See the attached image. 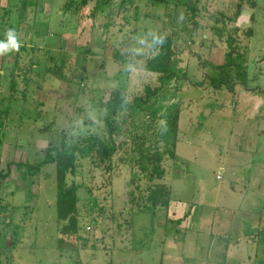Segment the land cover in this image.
Instances as JSON below:
<instances>
[{
    "label": "rangeland",
    "instance_id": "1",
    "mask_svg": "<svg viewBox=\"0 0 264 264\" xmlns=\"http://www.w3.org/2000/svg\"><path fill=\"white\" fill-rule=\"evenodd\" d=\"M252 1L254 7L241 6L235 35L247 56L252 91L237 86L231 94L213 89L208 78L224 63V39L210 52L208 42H217L212 35L216 16L232 17L238 0H187L195 15L172 2L151 5L147 0H89L79 14L76 0L71 15H61L66 0H39L24 26H18L10 2L0 0V16L5 15L0 29L5 34L14 29L22 42L20 51L0 55V102L8 98L3 109L16 104L0 124V173L9 172L0 179V206L7 208L0 214V264H264V0ZM6 8L10 14H4ZM246 29L252 31L251 38L245 37ZM161 36L175 40L177 67L188 77L170 84L178 91L163 102L179 110L175 158L165 154L164 177L153 182L169 189L168 206L147 212L130 204L129 194L142 198L149 182L134 164L129 130L122 124L110 172L104 167L93 170L88 159L76 157L75 176L67 180L74 179L79 188L77 218L85 246L60 257L57 241L73 244V238L60 234L67 220L56 216L52 168L30 178L16 165L40 163L43 150L65 141L68 132L102 137L97 106L116 88H125L131 99L144 86H154L156 76L143 66L151 40ZM17 53L24 58L23 67L36 66L31 73L20 68L11 73L17 89L27 91L26 99L13 95L10 102L9 72ZM206 61L208 69L201 66ZM62 62L65 77L43 75ZM142 118L136 120L138 126ZM87 120L93 126H84ZM164 123L157 119L151 132ZM159 148L166 151L162 144ZM102 193L112 194L113 209L91 210V195L105 205ZM126 207L131 241L108 239L118 222L113 216ZM12 209L16 213L11 217ZM9 245L7 260L4 249Z\"/></svg>",
    "mask_w": 264,
    "mask_h": 264
},
{
    "label": "trees",
    "instance_id": "2",
    "mask_svg": "<svg viewBox=\"0 0 264 264\" xmlns=\"http://www.w3.org/2000/svg\"><path fill=\"white\" fill-rule=\"evenodd\" d=\"M18 1V7L16 8ZM39 0H8L10 2L12 11H14L15 16L18 19V26H24L28 20L29 13L33 12L36 7V3ZM76 0H66L65 5L61 8V15H71L69 14L72 9H75ZM151 5L162 4L166 5L172 2L175 7L181 6L185 7L186 11H189L195 15V9L186 7L187 0H147ZM89 0H80L78 14L85 8L88 7ZM249 4L250 7H254L255 2L252 0H238L235 6V11L232 17H226L223 14H219L215 18V25L212 28L213 37L217 42L211 40L209 44V52L220 40L224 39L226 44L224 63L215 67L209 78L211 86L215 90H225L231 94L235 92L236 87L242 88L245 92H251L248 78V68H247V56L246 53L241 50L236 42L238 28L236 24L239 23V17L241 15V6L243 4ZM7 9V8H6ZM10 10H3L4 14ZM10 14V12H9ZM5 15L0 16L4 19ZM1 24V22H0ZM227 25L231 26V29H227ZM190 31L195 34L196 29L192 28ZM5 30L0 29V41L5 37ZM246 38L252 37V31L246 29L244 31ZM163 38V44L156 43V39ZM203 40L204 38L201 37ZM6 40V39H4ZM175 40L171 37H155L151 40V45L149 49V56L144 62L143 69L145 72L155 75L156 80L154 86L146 85L142 91L135 95L133 98L129 99V93L125 88H116L110 95L106 102H101L97 106L98 113L100 115V121L103 124L104 132L102 137L96 133L86 132L85 136L73 135L70 132L66 135L65 141L58 143V145L51 144L49 147L43 150V160L36 164H17V167H22L24 173L27 177L37 178L43 175L45 170L52 168L53 172V182L55 184V198H56V216L61 222L67 220L64 223V228L60 230L61 236L67 234L73 238V244L67 243V240L57 241V250L59 256L62 257L64 254H77L79 248L85 246V240L80 238V221L77 218V205H78V186L74 182V179L69 181L68 177H74L77 169L76 157L79 155L80 158L88 159L91 166L94 167L93 170L98 169V167H104L106 173L110 172L112 160L116 156L118 150L120 149V144H116V138L122 135L121 126L122 124L127 125L128 133L131 139V145L134 155L136 158L134 160L135 166L138 168V172L144 176L149 182V185L145 189V194L142 198L140 196H135V194H129V202L132 207L139 211L154 212L158 208H166L169 203L170 191L162 184H154L155 180H162L164 177V170L161 166L163 158L167 153L171 159L175 158L174 150L177 143V133H178V120H179V110L178 107L171 104L167 107L163 106V102L172 100L178 91L176 86L171 87L170 84L180 81H188V77L185 72L180 73L177 67V60L175 57ZM206 41L203 40V46ZM20 51V50H19ZM196 59L199 58L194 56ZM209 57V54H208ZM24 58L20 54H16L15 63L12 66V70L9 72V77L11 78L9 82L8 93L10 95L9 101L11 102L13 95L26 99V91H19L17 89L16 77L11 74L14 72L15 68L22 70L23 73H31L35 69L34 64H29V66L23 67L21 63ZM200 64V63H199ZM21 65V66H20ZM50 66V65H49ZM201 66L208 69V62L202 63ZM208 66V67H207ZM51 67V66H50ZM63 62L56 63L53 67L48 70H44V76L52 75V79H60L65 77L62 74ZM37 70V68H36ZM38 71V70H37ZM200 85V84H199ZM8 99V98H6ZM5 99V100H6ZM0 102V124L1 126L5 124V119L8 117V113L11 108L16 110V104L9 105L8 107L2 108V104L5 102ZM9 102V104H10ZM17 102V101H13ZM37 111V110H36ZM38 112V111H37ZM121 115L120 124L117 121V117ZM139 117H143L142 123L138 126L136 120ZM157 119H164L165 123L158 129L157 133L151 132L155 129L153 124H156ZM88 122L91 120H87ZM86 121V122H87ZM84 122V126H93L91 122ZM6 126V125H5ZM3 128V127H2ZM2 130V129H0ZM135 131V133H133ZM45 132V131H44ZM127 134V132H125ZM1 134V133H0ZM3 137V136H2ZM0 137V149L3 145V139ZM162 144L166 151L161 152L159 145ZM15 166V167H16ZM9 172L5 174L0 173V179H4L8 176ZM90 194V193H89ZM101 199L102 202L105 201V205H100L101 202L98 197L92 196L89 199L92 209H98L103 212V207H109L113 209V197L112 194H105ZM124 195V194H123ZM122 195V199L124 196ZM124 200V199H123ZM19 209V208H18ZM110 209V210H111ZM7 211V208L0 206V214ZM127 211V213H125ZM111 212V211H110ZM16 213L15 209L11 210V217ZM118 217L113 216L115 223L113 226L114 232H110L108 239L115 240L119 239L123 243H128L131 241V219L129 217L128 208H124ZM1 217V216H0ZM94 221H91L92 225ZM66 224V225H65ZM96 226L92 227V231L95 232ZM91 228V227H90ZM90 228H85V231H90ZM264 233V228L262 230ZM106 235V233H105ZM102 237H105L104 235ZM1 238V236H0ZM264 243L263 238L260 240ZM102 243V240H101ZM96 245H92V249H96ZM9 245L4 250L8 252V258H10ZM112 247L103 246V250H111ZM4 252V253H5ZM2 256L0 255V258ZM6 260V261H7ZM3 263V262H2ZM9 264L8 262H5ZM4 264V263H3ZM111 264V263H107Z\"/></svg>",
    "mask_w": 264,
    "mask_h": 264
},
{
    "label": "clouds",
    "instance_id": "3",
    "mask_svg": "<svg viewBox=\"0 0 264 264\" xmlns=\"http://www.w3.org/2000/svg\"><path fill=\"white\" fill-rule=\"evenodd\" d=\"M5 35L7 39L0 41V55L13 51H19V49L22 47V42L19 40L16 31L14 29L9 28ZM155 42L158 44H163L164 39H156Z\"/></svg>",
    "mask_w": 264,
    "mask_h": 264
}]
</instances>
